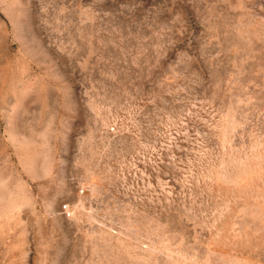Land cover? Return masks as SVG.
I'll return each mask as SVG.
<instances>
[{"label":"rangeland","instance_id":"374dc122","mask_svg":"<svg viewBox=\"0 0 264 264\" xmlns=\"http://www.w3.org/2000/svg\"><path fill=\"white\" fill-rule=\"evenodd\" d=\"M0 264H264V0H0Z\"/></svg>","mask_w":264,"mask_h":264},{"label":"built area","instance_id":"2783aa9c","mask_svg":"<svg viewBox=\"0 0 264 264\" xmlns=\"http://www.w3.org/2000/svg\"><path fill=\"white\" fill-rule=\"evenodd\" d=\"M63 208L65 209L66 208V205H63Z\"/></svg>","mask_w":264,"mask_h":264}]
</instances>
